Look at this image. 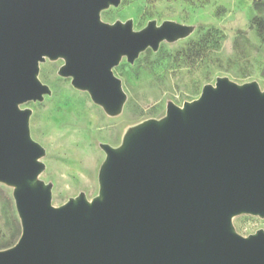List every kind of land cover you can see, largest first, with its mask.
<instances>
[{
    "label": "water",
    "instance_id": "1",
    "mask_svg": "<svg viewBox=\"0 0 264 264\" xmlns=\"http://www.w3.org/2000/svg\"><path fill=\"white\" fill-rule=\"evenodd\" d=\"M105 1L0 0L1 177L34 171L27 159L36 150L1 138L19 129L15 104L43 91L26 81L42 52L69 54L70 75L97 80L106 90L114 81L111 51L134 57L141 44L164 36L161 31L132 37L98 27ZM249 93L236 101L226 92L218 98L208 94L211 107L202 118L209 129L201 136L176 135L167 148L150 141L141 180L118 171L110 197L65 241L58 231L73 229L81 213H55L40 195L24 194L21 237L0 251V264H264V243L242 241L226 227L212 232L228 208L264 206V156L257 164L250 160L264 155V109ZM200 233L203 240L196 238Z\"/></svg>",
    "mask_w": 264,
    "mask_h": 264
},
{
    "label": "rangeland",
    "instance_id": "2",
    "mask_svg": "<svg viewBox=\"0 0 264 264\" xmlns=\"http://www.w3.org/2000/svg\"><path fill=\"white\" fill-rule=\"evenodd\" d=\"M255 17L264 23V0H108L96 16L102 26L164 36L134 57L120 52L109 68L118 96L107 105L67 72L69 54L42 52L33 78L43 91L16 103L35 167L0 176V241L22 232L24 194L40 195L49 211L88 218L106 198L113 160L130 158L131 144L138 149L143 134L167 129L170 118L194 123L220 86L252 90L264 103V32ZM226 232L264 243V209L233 210Z\"/></svg>",
    "mask_w": 264,
    "mask_h": 264
},
{
    "label": "bare ground",
    "instance_id": "3",
    "mask_svg": "<svg viewBox=\"0 0 264 264\" xmlns=\"http://www.w3.org/2000/svg\"><path fill=\"white\" fill-rule=\"evenodd\" d=\"M108 1L106 0L104 2V4H106ZM1 5V2H0ZM98 24V23H97ZM98 27H102V25L98 24ZM161 32L159 31H146L143 33H138V34H131L132 37H138V36H148L149 34H160ZM158 39V36L154 37L153 39H149L146 43H143L140 45V47H138V49L135 50V52H137L138 50H140L141 48H143V46H145L146 44H153L156 42V40ZM134 52V53H135ZM119 54L118 50H113L111 51L110 55L112 56V58H116V56ZM72 62H73V58L69 57V61L67 63V68L69 69L72 66ZM36 62L32 64V66L35 68ZM33 68V69H34ZM36 69V68H35ZM34 72L26 79V81H28L31 85H33L36 89L40 90L42 89L38 83L34 80L33 76H34ZM73 76V78L75 79V82L79 85L82 86H87V88H89L91 90L92 93H94L95 97L99 100L102 101V103L104 105L107 104H112L116 99L118 94L116 93V85L115 82H111L109 89H103L101 87V85L99 84V82L97 80H91L90 82H86L80 79L76 78L75 74H71ZM219 90L217 92L211 93L213 96L217 97L222 93V92H226L228 97L233 100L236 101L238 99V97L242 94L245 95H249V91H236L235 89H229L225 86H220L218 88ZM210 94V95H211ZM205 103L202 104V107H200V111L195 113V117L194 120L195 122L192 124H189L187 122H183V120H180V118L178 117H173L170 118L169 120V125L167 127V129H161V131L159 132H152V133H145L143 134V137L140 140V145L138 149H135V143L131 144L130 149L126 152V154H130V158L128 159H121V158H115L113 160V166L110 170L109 173V187L107 190V194H106V198L104 200V202L110 197V193L111 191L114 189V187L117 184L116 181V173L118 171H123L126 172L128 174V176L135 182H139L141 180V178L143 177V172L146 168V163H147V159H148V155H149V142L152 140L157 141L158 143H160L161 145H163L164 147H170L172 146V144L174 143V139L176 135H183V136H201L204 132L207 131V129H209V125L206 124V121H204V119L202 118V114H205L206 112H208L210 110L211 107V101L209 100V97H207L205 100ZM255 103L256 105H258V107H260V109H264V103L261 102V100L255 95ZM15 108H16V104H15ZM198 108V107H197ZM17 111V109H16ZM19 117V129L15 132H11L8 135H4L2 136V140H5V138H13L15 140H20L22 141L25 146L29 147L30 149H32L33 151L36 150L35 147L31 146L30 144L26 143V135H27V127L25 125V119L26 116L23 112L21 111H17L16 113ZM183 114V113H182ZM185 121V120H184ZM188 121V120H187ZM191 123V122H190ZM155 131V130H154ZM135 142V141H134ZM36 156V152H34V154L30 155L28 157V162L30 164V166L35 165L33 162L34 157ZM263 154L262 153H256V155H251L250 156V160L254 163H259L262 159H263ZM32 196H34L33 194H31ZM42 205L45 206V204L42 202ZM247 210L249 211H253V212H258L260 210L264 209V206L262 205V203L256 205V206H250L247 205L245 206ZM233 211V208H228V210H226L223 215H222V222L223 224L217 227H214V229H212L214 231H216L218 227H221V229H224L226 226L225 224L227 223V219L230 215V213ZM82 214V213H81ZM79 214L77 216V223L75 225V227L73 229H67V230H59L57 233V237L60 241H65L67 239V237H69V235L73 234L74 232L81 230L83 228H85V224L90 221L92 219V216L94 213L90 214L88 218H86L85 216H83V214L81 215ZM214 234V233H213ZM211 233L206 234V236H210ZM205 236V237H206ZM204 237V238H205ZM203 240V239H202Z\"/></svg>",
    "mask_w": 264,
    "mask_h": 264
},
{
    "label": "trees",
    "instance_id": "4",
    "mask_svg": "<svg viewBox=\"0 0 264 264\" xmlns=\"http://www.w3.org/2000/svg\"><path fill=\"white\" fill-rule=\"evenodd\" d=\"M252 24H256L257 28L260 30L261 33L264 32L262 31L264 28V23L262 19L255 17L252 20ZM21 233V229L19 227L16 228V231L12 233V235L8 239L3 240L4 242H2V240L0 241V248H8L9 246L13 245L20 238Z\"/></svg>",
    "mask_w": 264,
    "mask_h": 264
}]
</instances>
